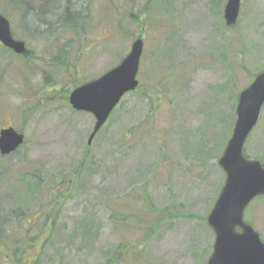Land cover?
<instances>
[{"label": "rangeland", "instance_id": "obj_1", "mask_svg": "<svg viewBox=\"0 0 264 264\" xmlns=\"http://www.w3.org/2000/svg\"><path fill=\"white\" fill-rule=\"evenodd\" d=\"M57 2L0 0L27 49L0 44V129L25 141L0 156V264H206L217 162L264 70V0H241L232 28L226 0H69L67 19ZM139 38L138 87L88 145L95 120L68 97ZM244 155L264 165V105ZM244 220L264 242V196Z\"/></svg>", "mask_w": 264, "mask_h": 264}, {"label": "water", "instance_id": "obj_2", "mask_svg": "<svg viewBox=\"0 0 264 264\" xmlns=\"http://www.w3.org/2000/svg\"><path fill=\"white\" fill-rule=\"evenodd\" d=\"M240 1H226L223 20L228 28L237 22ZM0 43L17 55L27 51L23 42L12 38L9 22L1 15ZM142 48V40L136 39L117 67L70 93V106L75 111L91 114L95 119L88 145L122 97L136 89ZM263 105L264 70L239 93L232 133L217 162L225 180L206 218L214 235L212 252L206 264H264V243L244 221L245 209L254 199L264 196V166L244 155L246 140L259 120ZM22 143L23 135L13 128L0 131V155H9Z\"/></svg>", "mask_w": 264, "mask_h": 264}, {"label": "trees", "instance_id": "obj_3", "mask_svg": "<svg viewBox=\"0 0 264 264\" xmlns=\"http://www.w3.org/2000/svg\"><path fill=\"white\" fill-rule=\"evenodd\" d=\"M60 5V7L62 6V15H67V17H64V18H69V17H73L74 14L71 13V11L73 12V7L71 8L70 5L68 4L69 3V0H57ZM56 2V0H55ZM66 2H67V5H66ZM49 218V216L47 217ZM0 223H1V219H0ZM2 234H0L1 236ZM117 253H114L112 256H116Z\"/></svg>", "mask_w": 264, "mask_h": 264}, {"label": "flooded vegetation", "instance_id": "obj_4", "mask_svg": "<svg viewBox=\"0 0 264 264\" xmlns=\"http://www.w3.org/2000/svg\"><path fill=\"white\" fill-rule=\"evenodd\" d=\"M45 4H46V2H45Z\"/></svg>", "mask_w": 264, "mask_h": 264}]
</instances>
